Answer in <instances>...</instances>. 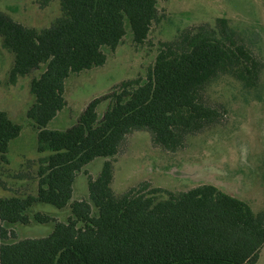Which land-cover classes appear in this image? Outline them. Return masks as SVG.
<instances>
[{"label":"trees","instance_id":"16d2710c","mask_svg":"<svg viewBox=\"0 0 264 264\" xmlns=\"http://www.w3.org/2000/svg\"><path fill=\"white\" fill-rule=\"evenodd\" d=\"M58 1L61 14L48 27H29L0 9L2 47L13 55L9 83L32 71L37 151L49 155L29 161L38 180L35 196L0 198V264H257L264 248V212L204 184L186 192L142 182L118 195L112 188L114 159L126 152L136 131L150 134L154 147L178 152L190 137L223 125L228 113L213 100L211 85L223 76L248 89L260 85L264 61L227 19L184 29L162 43L145 78L122 82L91 101L78 122L64 131L48 129L62 111L66 81L116 50L129 23L133 42L143 45L163 14L157 0ZM109 101L101 118L97 108ZM21 126L0 109V162L9 164L10 142ZM96 158H105L88 183V200L73 201L77 175ZM21 177H31L21 175ZM0 187L7 189L0 172ZM70 206L66 222L28 211L35 203ZM54 223L46 237L18 239L11 225Z\"/></svg>","mask_w":264,"mask_h":264},{"label":"rangeland","instance_id":"374dc122","mask_svg":"<svg viewBox=\"0 0 264 264\" xmlns=\"http://www.w3.org/2000/svg\"><path fill=\"white\" fill-rule=\"evenodd\" d=\"M41 0H0V9L22 24L43 28L60 16V4L51 2L42 8ZM164 15L152 27L143 45L136 46L126 21V35L116 50L104 48L106 63L66 81V107L49 123L48 129L64 131L74 126L86 106L94 99L112 93L122 82L145 78L153 66L162 43L172 41L179 32L201 23L214 24L227 19L230 26L243 36L248 46L264 61V0H157ZM13 55L2 47L0 38V109L21 126L18 138L10 142L9 164L0 162V172L7 189L0 187V198L35 196L38 180L33 178L29 161L49 155L37 151L34 123L27 111L35 98L30 91L33 79L45 70L32 71L15 84L9 83ZM213 100L227 107L223 125L190 137L184 149L172 153L154 147L146 131L133 132L123 155L114 159L112 188L124 194L131 187L148 182L154 188L173 193L186 192L204 184H211L223 192L246 202L254 212H264V72L260 85L246 88L239 81L223 76L209 88ZM109 101L97 108L101 118ZM106 161L96 158L77 175L73 185V201L88 200V183L96 179ZM30 175L31 177H21ZM42 212L60 222L72 215L70 206L57 208L35 203L28 211ZM18 239L46 237L54 223L15 224ZM258 264H264V248Z\"/></svg>","mask_w":264,"mask_h":264},{"label":"crops","instance_id":"0c3cea01","mask_svg":"<svg viewBox=\"0 0 264 264\" xmlns=\"http://www.w3.org/2000/svg\"><path fill=\"white\" fill-rule=\"evenodd\" d=\"M259 260H260V258H259ZM259 260H258L257 264L259 263Z\"/></svg>","mask_w":264,"mask_h":264}]
</instances>
